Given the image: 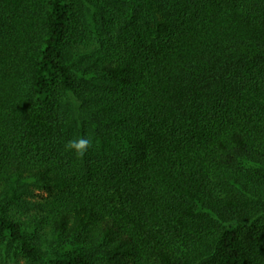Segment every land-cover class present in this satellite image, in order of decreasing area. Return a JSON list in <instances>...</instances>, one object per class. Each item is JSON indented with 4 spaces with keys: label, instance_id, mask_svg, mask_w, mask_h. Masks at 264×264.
<instances>
[{
    "label": "trees",
    "instance_id": "16d2710c",
    "mask_svg": "<svg viewBox=\"0 0 264 264\" xmlns=\"http://www.w3.org/2000/svg\"><path fill=\"white\" fill-rule=\"evenodd\" d=\"M0 255L264 264V0H0Z\"/></svg>",
    "mask_w": 264,
    "mask_h": 264
},
{
    "label": "clouds",
    "instance_id": "9594fccd",
    "mask_svg": "<svg viewBox=\"0 0 264 264\" xmlns=\"http://www.w3.org/2000/svg\"><path fill=\"white\" fill-rule=\"evenodd\" d=\"M91 141L84 138H78L72 141H69L65 147L66 149L73 151L75 154L83 156L90 146Z\"/></svg>",
    "mask_w": 264,
    "mask_h": 264
},
{
    "label": "rangeland",
    "instance_id": "374dc122",
    "mask_svg": "<svg viewBox=\"0 0 264 264\" xmlns=\"http://www.w3.org/2000/svg\"><path fill=\"white\" fill-rule=\"evenodd\" d=\"M0 258H1V255H0ZM1 259H3V261H1ZM1 259H0V264H25V261L22 260V259H20V258H19V260L17 262H15V261H11V262L8 261L7 258H6V256H3Z\"/></svg>",
    "mask_w": 264,
    "mask_h": 264
}]
</instances>
